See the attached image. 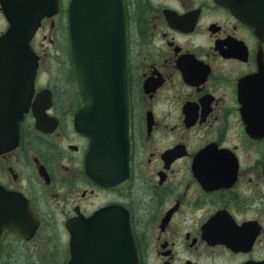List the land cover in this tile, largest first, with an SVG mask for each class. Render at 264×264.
<instances>
[{"label":"flooded vegetation","instance_id":"af4514ba","mask_svg":"<svg viewBox=\"0 0 264 264\" xmlns=\"http://www.w3.org/2000/svg\"><path fill=\"white\" fill-rule=\"evenodd\" d=\"M12 1L0 0V38L10 29L3 3ZM78 1L98 0H57L30 43L33 95L17 141L0 150V210L15 216L26 202L39 225L29 240L5 232L0 264H67V224L108 207L128 214L138 264H264L262 39L216 0L93 5L91 14L111 18L103 27L125 38L129 169L105 186L89 174L91 142L76 127ZM4 64L0 115L27 95L20 70ZM44 111L50 131L42 132L36 114Z\"/></svg>","mask_w":264,"mask_h":264},{"label":"water","instance_id":"95a60500","mask_svg":"<svg viewBox=\"0 0 264 264\" xmlns=\"http://www.w3.org/2000/svg\"><path fill=\"white\" fill-rule=\"evenodd\" d=\"M216 1L250 26L264 42V0ZM110 2L98 0L92 5L76 2L70 28L75 79L82 102L76 127L91 142L86 162L89 174L95 182L105 186L114 185L128 176L130 154L124 31H113L110 26L104 28L100 23L102 19L109 22L111 18L96 12L91 14L93 5L107 6ZM3 7L10 29L0 38V67L5 70L8 66L4 60H11L10 67L14 72L20 70L27 95L21 98L20 108L13 106L7 110V106L2 107L0 150L13 146L18 139L19 122L29 110L37 68V58L29 44L41 21L56 14L58 4L57 0L52 3L49 0H14L3 3ZM86 21L89 29L85 27ZM116 21L119 25V20ZM16 52L20 53V62L15 61ZM36 119L40 131H50L45 127L49 122L45 112L36 114ZM52 127L55 128V124ZM5 196H0L4 202ZM23 204L25 206L22 205L15 216L6 208L0 210V242L5 232L27 240L36 232L38 219L28 203ZM67 229L71 233L67 264H138L128 214L120 208L102 209L74 225L68 223Z\"/></svg>","mask_w":264,"mask_h":264},{"label":"rangeland","instance_id":"374dc122","mask_svg":"<svg viewBox=\"0 0 264 264\" xmlns=\"http://www.w3.org/2000/svg\"><path fill=\"white\" fill-rule=\"evenodd\" d=\"M62 230H63V229H62ZM60 234H61V233H60ZM62 235H63V237H65V236H66L65 232L62 231Z\"/></svg>","mask_w":264,"mask_h":264}]
</instances>
